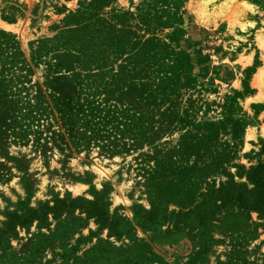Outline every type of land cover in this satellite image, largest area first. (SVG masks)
Wrapping results in <instances>:
<instances>
[{"label": "rangeland", "instance_id": "obj_1", "mask_svg": "<svg viewBox=\"0 0 264 264\" xmlns=\"http://www.w3.org/2000/svg\"><path fill=\"white\" fill-rule=\"evenodd\" d=\"M262 146L264 0H0V264H264V216L216 199Z\"/></svg>", "mask_w": 264, "mask_h": 264}, {"label": "trees", "instance_id": "obj_2", "mask_svg": "<svg viewBox=\"0 0 264 264\" xmlns=\"http://www.w3.org/2000/svg\"><path fill=\"white\" fill-rule=\"evenodd\" d=\"M142 94H144L143 100L145 102L150 99H155L154 92H146ZM54 102L58 113L65 120L69 136L71 139L75 140L77 146H85L89 144L91 138L105 139L111 137L104 136V127H97L98 123H95L96 119H94V111L96 108L93 102L90 101L88 103H83L81 99H78L76 102H71L70 100L61 97H57ZM41 103L45 104L43 101ZM46 106L47 105L45 104V108H47ZM129 117L130 118L126 123H124L125 126L122 128L121 133L122 139L127 138L130 141V143L124 142V146H130L131 148L139 143L138 136L139 134L142 135L141 129L143 127V124L139 121L143 116L137 115V119H139L138 122H136L137 119L134 116ZM114 128L115 126L111 127V129ZM138 129L140 131H138ZM88 135H92V137L90 138ZM260 156L261 159L259 163L251 168L246 175L251 188L248 189L242 186H229L222 188L216 193L217 201L222 202V205L233 203L243 211L256 212L258 215L264 216V146H262L260 150ZM73 203L74 202L66 205L61 201L58 203V206L75 209V207H72ZM86 210L90 216L94 217L100 225L108 228L111 233L114 235L121 234L120 229H118L119 221H110L105 207L102 204L90 203ZM204 212L205 211L197 213L196 218L202 220L205 217ZM188 215L189 213L185 216Z\"/></svg>", "mask_w": 264, "mask_h": 264}]
</instances>
